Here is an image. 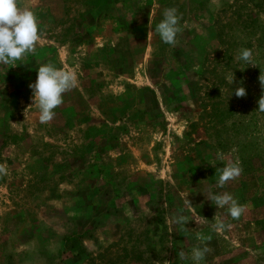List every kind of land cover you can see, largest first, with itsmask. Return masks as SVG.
<instances>
[{
    "label": "rangeland",
    "instance_id": "1",
    "mask_svg": "<svg viewBox=\"0 0 264 264\" xmlns=\"http://www.w3.org/2000/svg\"><path fill=\"white\" fill-rule=\"evenodd\" d=\"M179 2L190 40L178 63L190 74L166 89V115L150 110L152 122H168L151 126L163 153L155 171L127 174L101 168L109 157L82 155L107 142L69 141L64 122L83 109L76 91L63 94L54 122L30 119L37 68L55 66L59 47L85 53L91 0H17L34 11L41 35L21 60L0 63V264H195L194 248L208 250L199 264H264V0ZM242 49L254 65L239 59ZM239 87L246 95L238 98ZM236 161L240 175L219 186ZM78 165L87 189L59 188ZM53 166H64L58 180ZM224 193L244 206L239 218L207 198Z\"/></svg>",
    "mask_w": 264,
    "mask_h": 264
},
{
    "label": "crops",
    "instance_id": "2",
    "mask_svg": "<svg viewBox=\"0 0 264 264\" xmlns=\"http://www.w3.org/2000/svg\"><path fill=\"white\" fill-rule=\"evenodd\" d=\"M91 3L93 8L89 12V19H93V27H90V32L87 28L85 53L71 55L69 47H59L53 55V64L57 68L70 69L76 73L77 86L70 90L77 92L83 105L77 117L70 114L64 122L72 126L69 141H78L85 147L95 140L101 146L107 142L104 151L97 149L87 154L84 149L82 153L85 157H109L110 160L106 161L105 166L101 164V168L107 172L135 174L149 173L152 169L155 171V160L163 153L156 151L155 141L158 135L153 133V128L168 122L164 120V116L157 118L158 122H152L150 117L153 116L150 115L153 112L150 110H163L166 115L164 110H170L169 105L160 103L161 99L169 101L165 95L166 89L169 88L171 92L173 79L190 74L189 66L178 63L182 59L181 51L184 50L179 48L181 42L186 45L190 40L184 34V15L179 21L180 32L175 45L164 43L155 28L167 8L175 7L181 18L184 13L181 2L91 0ZM67 107L77 109L70 102ZM58 109H61L60 105L55 110ZM34 110L30 119L37 125L40 122L37 105ZM138 110L140 113H137ZM139 125L142 127L139 128ZM120 126L127 130V134H123L125 142L119 145L117 139L118 132L122 131ZM143 126L149 127L148 131L152 129L151 133L144 136ZM157 131L159 132L158 129ZM161 136L166 135L163 132L159 138ZM30 156L32 154H28ZM78 166L68 171V174L73 175L67 178V182L64 180L62 183L58 179L64 166L52 167V172L58 176L55 180H58L59 188L87 189V171L83 169L86 167L79 166L84 172L80 174Z\"/></svg>",
    "mask_w": 264,
    "mask_h": 264
},
{
    "label": "clouds",
    "instance_id": "3",
    "mask_svg": "<svg viewBox=\"0 0 264 264\" xmlns=\"http://www.w3.org/2000/svg\"><path fill=\"white\" fill-rule=\"evenodd\" d=\"M163 18L156 25L155 31L160 39L169 45H175L178 33L180 32V17L175 7L167 8L162 13ZM41 29L37 17L30 8L21 9L17 0H0V63L9 64L21 60L27 53L34 50V46L40 39ZM239 59L245 63L252 64V52L250 49H242ZM260 82L264 85V79L260 76ZM234 76L232 78L233 85ZM77 75L73 70L57 68L50 63L41 64L37 68L36 80L29 84L32 91L34 105L38 106L39 121L50 122L56 109L63 101V94L77 86ZM236 97L246 95L244 87L233 88ZM233 94V93H232ZM264 112V96L258 101V109ZM0 171H3L0 168ZM241 168L239 162H232L225 165L218 177V185L223 186L227 181L239 176ZM220 209L228 206V213L234 219L239 218L244 212V206L240 205L231 194L207 195ZM183 221L179 217L176 222ZM207 248H194L192 259L195 264L203 259Z\"/></svg>",
    "mask_w": 264,
    "mask_h": 264
}]
</instances>
